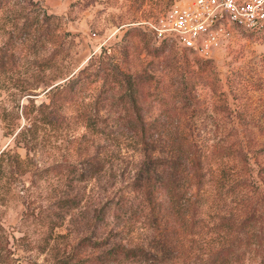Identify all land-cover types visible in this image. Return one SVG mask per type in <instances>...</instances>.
<instances>
[{"label": "rangeland", "instance_id": "1", "mask_svg": "<svg viewBox=\"0 0 264 264\" xmlns=\"http://www.w3.org/2000/svg\"><path fill=\"white\" fill-rule=\"evenodd\" d=\"M194 1L0 0V110L58 111L19 144L0 120V264H264V25L154 38Z\"/></svg>", "mask_w": 264, "mask_h": 264}, {"label": "built area", "instance_id": "2", "mask_svg": "<svg viewBox=\"0 0 264 264\" xmlns=\"http://www.w3.org/2000/svg\"><path fill=\"white\" fill-rule=\"evenodd\" d=\"M263 25L264 0H195L171 8L149 24V31L158 41L172 38L181 47L207 56L220 45L228 27L254 32Z\"/></svg>", "mask_w": 264, "mask_h": 264}, {"label": "trees", "instance_id": "3", "mask_svg": "<svg viewBox=\"0 0 264 264\" xmlns=\"http://www.w3.org/2000/svg\"><path fill=\"white\" fill-rule=\"evenodd\" d=\"M13 66V58H11L10 56H8L6 54V51L2 48H0V89L4 86L5 82H6V72L8 70V67H12ZM98 77V76H96ZM79 82V83H77ZM83 81L79 80V78L73 79L71 81H69L68 83H66L63 87L60 88V90H58L59 88H57V92H65V96L64 98H62L63 103H66L69 99H68V94L73 93L76 94L77 93V89L79 87L82 86ZM77 85H79L78 87H76ZM25 93V91L23 92ZM47 94V93H46ZM72 94V95H73ZM29 95V94H26ZM28 99V104L26 106H22L21 109V116L25 118V120L28 122L26 123V126H23L21 129H19V131L15 132L16 127L11 126L10 123H7L6 117H7V112L6 109H1L0 110V120L3 122L4 124V129H6V133L7 134H14L15 133V138H16V143H23V138L26 136V134L28 132H32V126L30 124V122L32 121L34 122H39L42 125L46 126V125H51L54 122V117L58 115V111L56 110V108L53 105V101H49L48 103L42 102L40 104H38L37 106L34 104L33 99L31 98H27ZM30 106L32 108V110L35 112V115L33 118H30L28 116V113L26 112L27 107ZM32 123V124H33ZM3 154V152L1 153ZM1 164V161H0ZM1 228V227H0ZM2 229V228H1ZM136 250L131 249V248H125L123 246H116L114 248H112L111 250H108L107 252L104 253V255L100 258V260H104L107 259L109 257H111V259H113V257L115 256H119V255H123L124 257H130V256H136ZM99 260V258H98ZM90 259H84V260H80L79 264L81 263H85V262H89Z\"/></svg>", "mask_w": 264, "mask_h": 264}]
</instances>
